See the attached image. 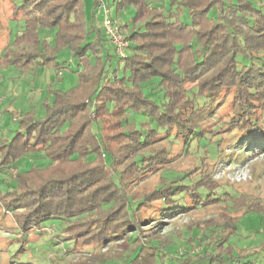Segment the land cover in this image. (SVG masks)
I'll use <instances>...</instances> for the list:
<instances>
[{"label": "trees", "instance_id": "obj_1", "mask_svg": "<svg viewBox=\"0 0 264 264\" xmlns=\"http://www.w3.org/2000/svg\"><path fill=\"white\" fill-rule=\"evenodd\" d=\"M9 2L17 32L0 70L73 82L0 131V210L20 251L39 233L68 256L92 247L71 264H264V241L231 242L242 215L264 210L260 198L214 178L240 156L226 145L264 151V0H114L120 15L132 10L123 24L112 18L124 55L83 0ZM211 208L183 237L197 253L150 228ZM120 242L127 249L114 253Z\"/></svg>", "mask_w": 264, "mask_h": 264}, {"label": "rangeland", "instance_id": "obj_2", "mask_svg": "<svg viewBox=\"0 0 264 264\" xmlns=\"http://www.w3.org/2000/svg\"><path fill=\"white\" fill-rule=\"evenodd\" d=\"M9 1L0 0V52L13 39L17 32L15 29L16 23L11 21L12 4ZM83 1L88 17L94 16L95 22L101 23L103 21V14H97L99 5H96V0ZM98 1L99 4H104L108 7L111 17L117 19L120 24H123L131 16V9L123 12V16L117 13L116 7L113 6L114 0ZM69 53L68 50L65 52V54ZM61 63H63V66L69 65L65 63L63 56L61 57ZM72 83L67 80L60 83V80L55 78L54 72L50 70H40L38 74H34L33 72L24 73L14 68L0 70V127L3 126L0 128V131L2 129L9 130L13 127L15 119L30 106H34L39 111L43 101L49 97L51 88L63 87L67 89ZM230 148L226 145V154L235 152V154H240V156L235 155L230 160L219 163L215 169L214 178L223 185H226L225 190L230 195L249 194L260 198L261 205L264 207V151L263 153L249 156L246 150L243 151L241 148H235L230 151ZM193 158L188 156L184 160L179 161L177 170L187 169L192 166L194 162ZM213 159L215 160L216 157ZM169 176L172 177L173 175ZM157 183L158 181L153 179L147 182L146 185L154 188ZM2 186L0 183V187ZM217 212L212 208L204 211H195L172 220H165L158 228L154 226L150 228H153V234L158 232L162 236L176 239L181 251L187 248L192 253H197L201 250L198 242L194 246H190L183 237H188L191 234L190 228L194 227L196 222L209 220L215 217ZM232 212H235V208H232ZM59 222L55 220L52 222V226L48 224V227L50 226L56 231L59 227ZM8 232L16 234L18 229L15 227L13 218L1 212L0 264H51L52 260L56 264H68L87 258L85 256H89V251L92 249L89 245L81 249L76 255L68 256L65 254V251H58L57 246L55 247L53 244L54 240H52L51 235L44 234L41 236L37 233L33 237H30L32 240L27 243L28 247L26 251L21 252V243L14 240L12 234L10 238ZM49 232L52 234V230H49ZM63 239L66 238L63 237ZM262 241H264V210L250 211L242 215L238 231L231 236V242L237 244L240 248H249ZM57 242L60 243L61 241L58 240ZM69 243L73 245V241ZM127 247L126 242H120L113 245L112 248L114 249L112 250H114V253H120L126 250ZM108 249L104 248L101 252H106ZM98 252L96 251V253Z\"/></svg>", "mask_w": 264, "mask_h": 264}, {"label": "built area", "instance_id": "obj_3", "mask_svg": "<svg viewBox=\"0 0 264 264\" xmlns=\"http://www.w3.org/2000/svg\"><path fill=\"white\" fill-rule=\"evenodd\" d=\"M97 14H103L102 25L104 32L107 35L110 43L117 48V52L120 55H124L126 48L128 47V42L126 41L124 35L122 34L120 27L116 21L110 16V11L104 4H99L97 9Z\"/></svg>", "mask_w": 264, "mask_h": 264}]
</instances>
